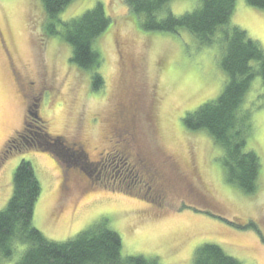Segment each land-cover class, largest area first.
I'll list each match as a JSON object with an SVG mask.
<instances>
[{"label": "rangeland", "instance_id": "rangeland-1", "mask_svg": "<svg viewBox=\"0 0 264 264\" xmlns=\"http://www.w3.org/2000/svg\"><path fill=\"white\" fill-rule=\"evenodd\" d=\"M97 4L111 24L95 42L104 87L93 92L92 73L71 62L72 47L62 23L82 17ZM198 6L196 0L169 4L177 17ZM230 26L245 31L264 52V10L236 0ZM0 34L8 50L5 55L0 46V212L12 198L17 168L26 161L41 184L33 225L50 241L71 240L107 220L121 237L124 257L196 264L200 247L216 245L241 264H264L259 233L229 224L256 223L264 237L261 77L252 81L244 103L251 111L246 150L261 161L258 190L246 195L229 182L223 150L205 132L184 126L188 113L224 91L220 42L202 48L185 30L146 32L126 0H74L56 19L46 15L40 0H0ZM36 99L40 108L35 126L41 123L49 140H60L70 149L64 167L56 157L35 149L6 152ZM114 150L123 152L130 165L143 159L146 178L158 171L156 177L165 185L162 195L145 199L118 190L125 185L114 184L113 173L107 175L110 169L102 162ZM128 171V178H134ZM24 248L0 264H15Z\"/></svg>", "mask_w": 264, "mask_h": 264}, {"label": "trees", "instance_id": "trees-1", "mask_svg": "<svg viewBox=\"0 0 264 264\" xmlns=\"http://www.w3.org/2000/svg\"><path fill=\"white\" fill-rule=\"evenodd\" d=\"M40 1L46 15L56 19L74 0ZM171 1L126 0V4L131 13L139 18L146 32L178 34L180 30H185L202 48L214 46L217 42L224 45L220 63L227 76L224 91L217 100L188 113L184 118V126L191 132L203 131L209 135L224 152L222 162L229 182L244 194L254 195L259 186L261 161L256 153L246 150L251 132V111L244 107V103L256 77H261L264 85V52L245 31L230 26L236 0H196L198 8L180 17L171 12ZM246 2L251 7L264 10V0ZM110 24L101 4L78 19L62 23L65 40L72 47L71 62L79 69L92 73L93 92L104 87L103 78L97 73L101 57L95 42ZM38 128L41 135H48L44 125L39 123ZM34 149L43 153L46 150L39 147ZM56 158L59 165L64 167L62 161ZM112 173L114 184L125 185V188L118 190L133 197L148 199L151 195L154 198L155 194L162 195L161 191L165 188L160 181L157 190L158 187L163 188L150 191L146 187L149 182L146 176L134 174V178L130 179L128 174L121 175L116 170ZM13 185L12 198L6 209L0 212V261L11 260L18 254L19 247H25L15 264H159L157 259L122 256L121 237L108 227L107 220L100 221L71 240L62 243L48 240L33 225L41 184L30 162L24 161L19 165ZM134 185L139 186L138 190H131L130 187ZM229 224L237 229L256 230L264 243L256 223ZM195 257L196 264H241L216 245L200 247Z\"/></svg>", "mask_w": 264, "mask_h": 264}, {"label": "flooded vegetation", "instance_id": "flooded-vegetation-1", "mask_svg": "<svg viewBox=\"0 0 264 264\" xmlns=\"http://www.w3.org/2000/svg\"><path fill=\"white\" fill-rule=\"evenodd\" d=\"M2 38H3V36H2V34H0V41H1L0 46L3 49L5 55H8L6 41ZM7 57H9V56H7ZM39 108H40L39 99L35 100V104L28 105V107L26 109L27 121L25 122L24 128L21 131H18L16 133V135H14V137H12V139L8 142V146H7L8 150L6 152L17 151V150L22 151V150H27L28 148L34 149V147L44 148L42 145H44V143H46L45 140L48 138V135H45V137H44V135H41V133L38 131L39 128L36 127L34 124L35 122H37L36 120H39V115H38L39 114ZM105 155H107L106 160L105 161L103 160L102 162L107 163V168L109 167V169H110V170L107 169V170H109L106 172L107 175H109V174L112 175V172L114 171V164L116 163L117 160L120 162V163H118V165H121L120 167H117V171L120 169V172H121L122 170L126 169L125 174H127V170L130 169L128 172L132 173V175L136 174L137 176H141V177L142 176L145 177V174L146 175L149 174L145 168L147 166V164L144 163L145 161L143 159H140V160L137 159V161L134 162L135 163V166H134V165H130L131 162H129L130 161L129 158L125 157L123 152H119L117 150H114V151H111L110 153H106ZM122 159H124V161H121ZM97 164L100 165V163H97ZM167 165H168V163L164 164L165 167ZM62 172H64V174H65L64 170ZM181 174H183V172H181ZM156 175H158V171L154 170L151 173V176L148 178L149 182L147 184V188L150 191L151 190L157 191V186L158 185L160 186L161 183H163L161 181L162 178L160 177L158 179L156 177ZM160 181H161V183H160ZM160 188H163V187H160Z\"/></svg>", "mask_w": 264, "mask_h": 264}, {"label": "water", "instance_id": "water-1", "mask_svg": "<svg viewBox=\"0 0 264 264\" xmlns=\"http://www.w3.org/2000/svg\"><path fill=\"white\" fill-rule=\"evenodd\" d=\"M46 143L42 145L46 150L45 153H50L53 156L58 157L61 160L67 159L70 154V151L62 144L60 140H49L48 138L45 140Z\"/></svg>", "mask_w": 264, "mask_h": 264}]
</instances>
